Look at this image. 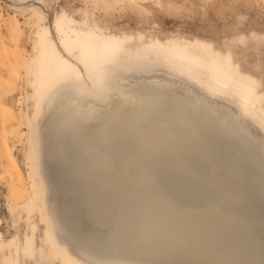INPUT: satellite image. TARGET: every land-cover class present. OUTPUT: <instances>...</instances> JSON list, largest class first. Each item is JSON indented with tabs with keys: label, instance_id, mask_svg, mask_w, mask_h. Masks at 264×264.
<instances>
[{
	"label": "bare ground",
	"instance_id": "obj_1",
	"mask_svg": "<svg viewBox=\"0 0 264 264\" xmlns=\"http://www.w3.org/2000/svg\"><path fill=\"white\" fill-rule=\"evenodd\" d=\"M124 56L83 53L78 64L86 78L74 64L53 57L58 72L42 89L37 105L35 117L41 111L55 114L65 95L72 96L76 105L86 100L101 104L99 109L58 111L46 129L49 148L44 155L56 159L52 165L57 162L60 167L49 163L56 168L54 175L56 170L63 172L59 178L74 191L66 199L77 198V205L72 204L78 213L72 234L76 243L68 235L65 216L57 205L53 207L57 223L68 232L67 245L86 264H264V137L260 131L173 84L158 85L160 92L142 95L137 94L139 89L134 93L113 87L120 95L116 102L105 103L101 92L115 81L159 72L229 100L264 132L261 102L250 101L249 93L231 89L225 81L190 78L183 56L159 54L164 64L159 70L152 69L156 55L151 57L148 51ZM18 58L15 53L12 63ZM18 69L8 84L0 81L3 97L15 89ZM66 127L76 134L88 133L90 145L78 150L79 157L76 152L66 154V148L59 155L57 138ZM40 142L37 138L31 143L36 156ZM236 163L241 165L236 168ZM245 175L256 179V186L243 181Z\"/></svg>",
	"mask_w": 264,
	"mask_h": 264
},
{
	"label": "rangeland",
	"instance_id": "obj_2",
	"mask_svg": "<svg viewBox=\"0 0 264 264\" xmlns=\"http://www.w3.org/2000/svg\"><path fill=\"white\" fill-rule=\"evenodd\" d=\"M25 1L0 0V81L8 84L15 67L20 73L12 92L4 97L0 92V264H86L80 253L67 245V231L52 213L57 205L68 222L67 233L76 243L72 234L78 226L77 198L66 199L75 193L59 178L63 172L56 170L59 176L54 175L56 159L44 155L49 148L46 129L58 111L89 106L99 109L101 104L86 100L76 105L72 96L65 95L55 114L43 115L41 111L35 117L42 89L58 72L53 57L74 64L86 78L78 64L83 53L94 57L118 52L125 57V53L148 51L151 57L156 55L151 60L153 70L164 68L159 54L175 59L183 56L190 78L225 81L231 89L249 93L250 101L261 102L259 117L264 122V0H31L20 4ZM15 53L19 58L12 63ZM119 81L101 92L105 103L119 99L113 87L134 93L139 89L137 94L142 95L173 84L204 103L235 114L264 137L261 127L251 117H242L232 102L178 79L157 72ZM254 110L258 112V106ZM60 132L59 155L65 148L66 154L77 155L79 149H88V133L76 134L68 127ZM37 138L41 142L36 156L31 143ZM239 165L236 163V168ZM113 175L109 172L108 179ZM241 178L256 186V179Z\"/></svg>",
	"mask_w": 264,
	"mask_h": 264
}]
</instances>
